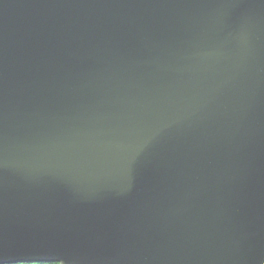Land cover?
Returning <instances> with one entry per match:
<instances>
[{
	"label": "water",
	"instance_id": "95a60500",
	"mask_svg": "<svg viewBox=\"0 0 264 264\" xmlns=\"http://www.w3.org/2000/svg\"><path fill=\"white\" fill-rule=\"evenodd\" d=\"M264 264V0H0V264Z\"/></svg>",
	"mask_w": 264,
	"mask_h": 264
},
{
	"label": "trees",
	"instance_id": "16d2710c",
	"mask_svg": "<svg viewBox=\"0 0 264 264\" xmlns=\"http://www.w3.org/2000/svg\"><path fill=\"white\" fill-rule=\"evenodd\" d=\"M22 264H39V263H22ZM40 264H45V263H40ZM48 264H56V263H48Z\"/></svg>",
	"mask_w": 264,
	"mask_h": 264
}]
</instances>
